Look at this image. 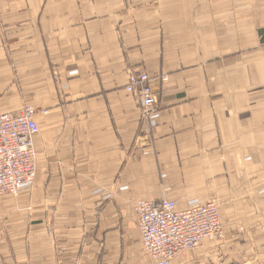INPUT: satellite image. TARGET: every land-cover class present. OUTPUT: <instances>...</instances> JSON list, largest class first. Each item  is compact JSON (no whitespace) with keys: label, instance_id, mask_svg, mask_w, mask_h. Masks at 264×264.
<instances>
[{"label":"crops","instance_id":"obj_1","mask_svg":"<svg viewBox=\"0 0 264 264\" xmlns=\"http://www.w3.org/2000/svg\"><path fill=\"white\" fill-rule=\"evenodd\" d=\"M25 105L49 113L0 264H152L134 207L163 198L215 201L226 232L173 264H264V0H0V107Z\"/></svg>","mask_w":264,"mask_h":264},{"label":"built area","instance_id":"obj_2","mask_svg":"<svg viewBox=\"0 0 264 264\" xmlns=\"http://www.w3.org/2000/svg\"><path fill=\"white\" fill-rule=\"evenodd\" d=\"M153 76L139 69H130L126 90L140 103L145 135L150 136L158 125L160 105L152 84ZM162 82L168 75L161 77ZM49 110L25 105L18 113L0 107V197H18L23 189L35 185L37 151L34 138L40 132L37 115ZM141 240L152 264H173L206 241L225 239L221 210L215 201H188L184 208L175 199L138 200L135 203Z\"/></svg>","mask_w":264,"mask_h":264}]
</instances>
